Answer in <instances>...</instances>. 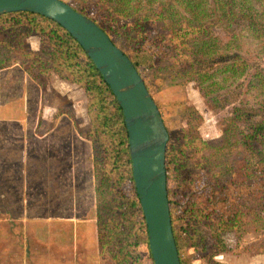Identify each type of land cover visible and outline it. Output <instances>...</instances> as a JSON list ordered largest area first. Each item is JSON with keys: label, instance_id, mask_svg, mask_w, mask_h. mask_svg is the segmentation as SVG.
Listing matches in <instances>:
<instances>
[{"label": "trees", "instance_id": "obj_1", "mask_svg": "<svg viewBox=\"0 0 264 264\" xmlns=\"http://www.w3.org/2000/svg\"><path fill=\"white\" fill-rule=\"evenodd\" d=\"M154 1L70 4L103 27L143 77L169 61L184 64L209 102L225 106L215 88L232 80L238 60L231 51L234 42L224 43L214 29L229 28L240 18L244 23L250 21L244 25L246 31L260 35L262 31L253 22L264 17L263 1H257L253 13L240 14L233 11L236 0H218L228 6L223 16L171 31L159 27V7ZM29 35L40 38L42 54L30 47ZM217 57L224 62L213 65ZM19 58L43 74L55 73L78 84L87 94L90 127L86 135L94 148L96 225L102 243L99 264H140L146 219L134 182L123 110L110 85L73 35L39 13L18 10L0 14V66ZM233 90L241 100L221 121L223 138L219 142L200 135L202 115L194 108L187 109L190 127L178 126L181 130L174 135L164 107L155 99L170 133L166 153L169 200L182 264H194L198 257L206 264H227L215 259L228 249L226 233L241 236L249 228L257 233L258 241L248 244L246 251L264 253V63H256L246 82L228 91ZM205 226L212 229L213 236L208 252ZM182 240L194 251L182 245Z\"/></svg>", "mask_w": 264, "mask_h": 264}, {"label": "rangeland", "instance_id": "obj_2", "mask_svg": "<svg viewBox=\"0 0 264 264\" xmlns=\"http://www.w3.org/2000/svg\"><path fill=\"white\" fill-rule=\"evenodd\" d=\"M257 1L236 0L233 11L253 13ZM154 4L159 7V27L165 31L198 25L228 10L218 0H155ZM249 23L237 18L229 28L214 29L224 43L234 42L231 51L238 60L232 80L215 88L225 106L209 102L184 64L169 61L144 75L174 135L181 127H190L187 109L194 108L202 115L200 135L212 142L222 140L221 121L241 100L236 91L228 90L246 82L256 63H264V17L253 22L260 35L246 31L244 25ZM26 39L41 53L38 36ZM221 62L217 57L212 64ZM87 105L81 86L55 73L43 74L23 58L0 66V264H99L102 243L96 225L94 148L86 135ZM203 232L208 252L212 229L205 226ZM225 240L244 262L264 264V253L246 251L248 244L258 241L254 229L241 236L228 231ZM146 241L141 235L140 264H154ZM184 241L181 244L194 251Z\"/></svg>", "mask_w": 264, "mask_h": 264}, {"label": "water", "instance_id": "obj_3", "mask_svg": "<svg viewBox=\"0 0 264 264\" xmlns=\"http://www.w3.org/2000/svg\"><path fill=\"white\" fill-rule=\"evenodd\" d=\"M29 11L63 25L83 46L117 97L129 136L133 177L154 264H182L166 167L169 130L146 80L106 30L66 0H0V14Z\"/></svg>", "mask_w": 264, "mask_h": 264}, {"label": "crops", "instance_id": "obj_4", "mask_svg": "<svg viewBox=\"0 0 264 264\" xmlns=\"http://www.w3.org/2000/svg\"><path fill=\"white\" fill-rule=\"evenodd\" d=\"M215 259H217L220 262L227 263V264H249L245 258L239 257L236 252L233 250L228 249L226 251L219 252L215 255ZM194 264H206L205 261L202 258H196L194 260Z\"/></svg>", "mask_w": 264, "mask_h": 264}]
</instances>
